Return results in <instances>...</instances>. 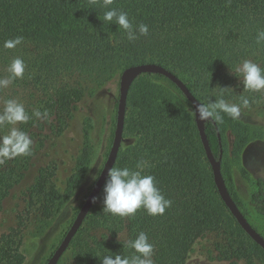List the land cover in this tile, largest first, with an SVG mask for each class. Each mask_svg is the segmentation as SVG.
<instances>
[{"label": "trees", "instance_id": "1", "mask_svg": "<svg viewBox=\"0 0 264 264\" xmlns=\"http://www.w3.org/2000/svg\"><path fill=\"white\" fill-rule=\"evenodd\" d=\"M111 7L127 12L134 29L147 25L148 34L137 31L138 38L129 41L124 29L103 22V0H0V75L20 86H33L25 110L28 119L19 126L32 143L27 154L0 162V211L37 149L48 136L67 128L86 83H105L121 77L130 66L154 63L178 76L203 104L221 98L240 104L246 97L251 107L264 99V91H245L235 76L244 59L264 68V41L257 43L258 32L264 31V0H113ZM17 37L22 38L20 44L5 47ZM16 58L24 61L21 77L9 72ZM159 79L180 91L158 74H145L134 82L124 132L132 142L120 149L115 166L135 169L138 161H147L150 167L145 172L155 177L171 206L163 215L150 216L141 208L134 216L120 217L103 211L102 190L70 245L75 248L72 264H102L99 257L115 253L130 256L133 250L123 248L118 234L134 239L140 232L154 245V264H185L196 242L209 235L229 242L225 246L216 242L222 257L254 264V257L264 255V250L240 227L219 195L193 106L181 91L184 101L178 100ZM37 110L40 117L34 114ZM221 116L220 121L206 122L211 149L219 157L225 148L224 132L230 129L236 155L249 139L248 127L227 114ZM53 177L49 167L40 170L26 194L28 215L36 207L43 219L52 217L62 199ZM258 188L253 201L264 216L261 181ZM20 226L0 235V264L24 263ZM235 236L242 238L237 247L231 243Z\"/></svg>", "mask_w": 264, "mask_h": 264}, {"label": "rangeland", "instance_id": "2", "mask_svg": "<svg viewBox=\"0 0 264 264\" xmlns=\"http://www.w3.org/2000/svg\"><path fill=\"white\" fill-rule=\"evenodd\" d=\"M0 79L10 80L8 86H0V115H3L9 100L22 104L26 110L33 86L29 83L20 86L4 74L0 75ZM119 82L120 77L115 76L105 83L84 84V97L72 112L67 128L61 134H51L46 138L44 145L35 152L23 180L4 201L0 211V235L21 225V251L25 256L23 264L48 262L97 181L93 177H99L113 142ZM158 83L178 100L184 101L183 95L174 86L163 79H159ZM263 102L264 99L257 100L251 107L241 108V115L237 119L248 127L249 139L236 155L233 153L234 134L230 129L225 130L222 163L225 178L240 201L241 211L264 236V216L259 214L253 201V195L259 189L258 182L261 181L264 186ZM20 123L0 124V137L8 135L12 127L19 129ZM131 142V138L124 136L122 150ZM45 167L52 169L54 183L62 195L49 219H43L36 207L31 209L29 215L27 213L30 208L27 191L34 186L40 170ZM241 240L235 236L231 243L237 247ZM217 241L221 246L229 243L221 242L214 235L199 239L185 264H247L245 259L222 257L216 250ZM74 249L73 244L58 264H72ZM254 264H264V255L255 256Z\"/></svg>", "mask_w": 264, "mask_h": 264}, {"label": "clouds", "instance_id": "3", "mask_svg": "<svg viewBox=\"0 0 264 264\" xmlns=\"http://www.w3.org/2000/svg\"><path fill=\"white\" fill-rule=\"evenodd\" d=\"M95 2V0H93ZM113 0H103V7L106 11L103 14V22L115 23L127 33L129 41L136 40L137 31L139 35L146 36L149 28L145 24H140L134 29L129 19L128 13L117 8L111 7ZM22 38L5 42V47L13 48L21 43ZM264 41V31L257 34V43ZM24 61L20 58L14 59L9 72L14 77H21L24 73ZM232 71V70H231ZM235 76L242 81L243 88L249 92L264 91V68L251 59H244L235 68ZM10 83L9 79H0V86L6 87ZM249 99L241 97V103H228L223 98L211 101L207 104L197 103L193 111L201 121L222 119L221 113L227 114L232 119H237L241 115V108L249 106ZM35 116L40 117L41 113L35 111ZM44 115H47L46 113ZM28 119L24 106L14 100L6 103L3 115H0V124L7 122L15 125ZM31 139L29 136L12 127L8 135L0 137V162L3 159L14 158L19 155L27 154L30 150ZM150 167L147 161L137 162L135 169L128 167L113 166L108 170L107 180L103 189V211L120 217H131L139 209H143L150 216L163 215L166 208L171 206V201L166 199L161 190L157 187L156 179L153 175L147 174L145 169ZM98 179L94 176L93 180ZM118 241L123 248H130L133 254L124 256L104 255L100 258L102 264H154L153 251L154 245L149 241L145 232H140L134 239L126 236L121 238L118 234Z\"/></svg>", "mask_w": 264, "mask_h": 264}, {"label": "water", "instance_id": "4", "mask_svg": "<svg viewBox=\"0 0 264 264\" xmlns=\"http://www.w3.org/2000/svg\"><path fill=\"white\" fill-rule=\"evenodd\" d=\"M145 74H158L169 79L176 87L181 91V93L186 97V99L191 103L193 109L197 103L203 104L198 98L194 96L191 90L187 85L173 72L169 71L165 67L154 64H137L126 68L120 77L119 84V98L117 105V117H116V126L114 131L113 142L106 159V162L100 172V175L95 182L91 192L84 201L81 209L79 210L76 218L74 219L72 225L70 226L68 232L64 236L60 245L50 257L46 264H58L62 256L70 247L73 239L78 234L79 230L83 226L87 216L90 214L92 208L96 204L107 180L108 170L115 166L119 152L122 146L125 125H126V115H127V106H128V96L133 86L134 82L142 75ZM195 121L201 142L203 144L204 150L208 162L211 166L214 182L219 192V195L229 209L231 214L234 216L240 227L245 231V233L264 250V236L248 221L245 215L242 213L236 202L233 200V197L229 191L226 180L222 172V151L219 157H216L213 153L207 134H206V122L201 121L199 117L195 114ZM212 120V119H209Z\"/></svg>", "mask_w": 264, "mask_h": 264}]
</instances>
